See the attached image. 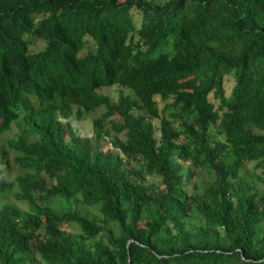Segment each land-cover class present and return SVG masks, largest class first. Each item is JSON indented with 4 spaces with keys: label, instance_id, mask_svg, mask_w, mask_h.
Masks as SVG:
<instances>
[{
    "label": "trees",
    "instance_id": "1",
    "mask_svg": "<svg viewBox=\"0 0 264 264\" xmlns=\"http://www.w3.org/2000/svg\"><path fill=\"white\" fill-rule=\"evenodd\" d=\"M254 162L264 0H0V264H264Z\"/></svg>",
    "mask_w": 264,
    "mask_h": 264
},
{
    "label": "rangeland",
    "instance_id": "2",
    "mask_svg": "<svg viewBox=\"0 0 264 264\" xmlns=\"http://www.w3.org/2000/svg\"><path fill=\"white\" fill-rule=\"evenodd\" d=\"M167 0H158V2L160 3H164ZM134 14V22L139 25L141 18L138 15V13L134 10L133 11ZM234 85V80L232 78V76H227L226 81H225V91L226 94L229 96L231 94L232 88ZM118 91L119 88L118 87H111V88H103L100 90L101 93L103 94H107L109 95L114 101L118 100ZM211 100L213 103H215L216 105H218V101L216 99L213 98V96H211ZM157 101L160 103V106L162 107V102L160 101V98H157ZM103 110H99L97 113L93 114L90 118H88L86 121H76L74 118H71L68 120V122H70L73 127L79 132V134H81L83 137H87V136H91L93 134V124H92V118L94 117H98L102 114ZM154 123L159 126V121L158 120H154ZM109 131L111 133V135L113 137H117L120 140H123V136L119 135L117 136L115 134V132L113 130H111L109 128ZM20 130L17 126H13L12 130L6 134H4L2 137L3 139H15L17 138L18 134H19ZM211 134L214 137V139H216L217 141H224L225 137L221 134H219L217 127H213V129L211 130ZM157 136H159V133H157ZM10 157L13 158L14 154L11 152ZM184 171H187L190 167V163L188 161H180ZM3 169V166L0 165V170ZM7 176L8 181H12V179L17 175V173L13 170L6 172L5 173ZM245 176L247 178V180L253 184L256 188H261L262 184L260 182V178L263 177L264 175V167L263 168H257V163H250L247 165L246 167V171H245ZM200 181L202 186H206L208 184L209 181H207L205 179V176L203 174H201L199 177H194L192 182H191V186H190V190L191 191H196V187L194 185L195 182ZM147 182L150 184H159L160 180L158 177H147ZM10 201L15 202L20 208H22L24 211H28V206L25 203L22 202H16L13 198L10 199ZM72 209H76L79 210L80 214L84 217L87 218H91V219H100V208L99 207H90V206H86L83 204H79L78 206H76L75 204H72ZM69 232L76 234L78 232V229H76L75 227H70L69 228Z\"/></svg>",
    "mask_w": 264,
    "mask_h": 264
}]
</instances>
